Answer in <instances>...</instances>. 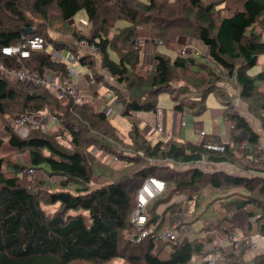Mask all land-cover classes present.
Segmentation results:
<instances>
[{"label":"trees","instance_id":"trees-1","mask_svg":"<svg viewBox=\"0 0 264 264\" xmlns=\"http://www.w3.org/2000/svg\"><path fill=\"white\" fill-rule=\"evenodd\" d=\"M81 11L92 24L91 34L74 39L95 44L96 50L75 57L89 70L94 85L108 84L101 72L115 80L116 86L109 87L125 116L154 114L163 93L179 102L175 111L183 115L189 109L200 116L207 110L208 95L216 92L230 125L229 141L206 135L198 143L172 138L153 143L135 124L128 140L104 111L90 104L81 105L71 97L62 100L46 87L19 79L12 84V74L22 69L39 77L48 72L68 77L70 64L54 56L66 49L74 55L79 41L55 40L45 34L44 25L33 32L34 20L52 21L56 13L58 20L69 22ZM119 21L129 25L119 29ZM260 22L262 31L248 34ZM263 31L264 0H0V116L11 115L17 122L26 115L48 113L61 124L54 134L40 127L25 137L10 125L6 128L10 147L28 154L30 162L0 159V264H106L117 258L127 264H207L219 253L226 264H264V250L245 259L249 240L240 242L234 253L224 251L233 239L232 217L240 210L258 217L256 236L264 239V90L258 86L264 72L249 75L264 55ZM36 36L44 37L52 49L33 51L21 61L2 53L4 47ZM188 40L203 44L208 63L194 55L172 59L155 50L151 74L137 72L143 66L145 42L154 49L162 45L178 52L174 47L184 49ZM178 71L204 72L210 81L177 84ZM223 82L234 86L248 103L245 115L234 100L226 101L219 85ZM248 111L260 122L261 132L246 117ZM67 133L70 147L59 142ZM207 143L225 149L208 150ZM3 144L0 138V147ZM99 153L112 156L114 162H99ZM203 163L220 167L205 171ZM29 169L39 171L41 180H24ZM151 177L165 181L166 189L147 209L151 236L137 244L132 218L138 192ZM184 195L183 202L175 200ZM203 206L205 217L214 220L212 227L192 239L169 240V250H158L154 234L169 227L180 231L184 213L190 222L201 221ZM209 246L214 247L212 252Z\"/></svg>","mask_w":264,"mask_h":264},{"label":"rangeland","instance_id":"rangeland-1","mask_svg":"<svg viewBox=\"0 0 264 264\" xmlns=\"http://www.w3.org/2000/svg\"><path fill=\"white\" fill-rule=\"evenodd\" d=\"M143 2H147L148 0H140ZM55 13V12H53ZM52 21H48L45 22V20L40 19V18H35V26L33 29V32L40 28V25H44L45 30V34L47 32V35L52 37L55 40H62V41H71V42H78L80 40H75L74 39V35H77L75 38H79L80 36H85V37H89L91 34V29H92V24L90 23V25L85 26V24H89L88 23V19H87V14L85 11H81L79 12L74 19H72L69 22H62L60 20H58V16L55 13L54 18H51ZM129 24L126 21H119L117 24V28H125L127 27ZM262 23L260 22L258 25H255L254 27L250 28L248 30V34L251 33H260L262 31ZM26 33H29V31H25ZM263 39H264V31H263ZM143 40V39H142ZM48 42V41H47ZM73 47H76L75 43H71ZM149 44V42H145L144 47H146ZM53 45V44H52ZM187 46V44H185V47ZM149 49L153 50L154 47L149 44ZM161 48V53L169 56L172 59L176 58L177 52H175L174 49H169L171 51H167L165 48L160 47ZM174 48L178 49V53L181 54L182 49L179 46H175ZM180 48V49H179ZM48 49L51 50L52 46H48ZM173 50V51H172ZM68 49L63 50V52L61 53L62 56L69 54ZM72 52V51H70ZM150 54V53H149ZM187 54L189 56H191L190 52H187ZM86 55L85 49H82L80 47H76V50H74V56H77L78 58H81L83 56ZM154 55V54H153ZM195 58H197L199 61L205 62L207 60V56H206V52L202 51L201 55H196L194 53ZM111 57L114 60H117V57L114 53H111ZM208 63V62H205ZM76 66V69L78 71L79 74H81L83 80L85 81L86 84H94L92 83L91 79L88 77V75L91 77L90 72L88 73V75L86 74L87 71L84 67H82L80 64H74ZM155 64H153L152 68L149 69V72L147 71H143L142 67H139L137 72L141 75H145L146 77L148 75L151 74V72L154 70ZM264 72V55H261L259 57V62L258 64L252 68L251 70H249V75L252 77H255L257 75H259L260 73ZM101 74L105 77V75H107L105 72H101ZM109 76V75H108ZM110 77V76H109ZM189 79H192L194 81H198L199 84H201L202 82H208L210 81L208 75L204 72H198L197 74H195L194 72H190V73H184L181 71H178L175 77V80H177V84H180L179 81L184 82V83H188ZM108 80V79H107ZM261 82V81H258ZM12 84H16L17 83V79H13L11 80ZM109 85L112 86H116V82L115 80L108 81V84L106 82H101L98 85V88L100 89L98 92V95L96 96L95 94L90 98V105L95 107L97 110L100 107V103L103 102L102 109L103 110H108L111 111L110 115H111V121L112 123L123 133L127 136V138L129 139V132L132 129L133 125H137L139 130L145 135L147 136L149 139H151L154 142H157L158 140H162L165 139L167 140L168 138L164 137V135L159 134L155 129L154 126H151L150 124L145 123L144 121L141 122H136V119L138 120V115L137 113H135V116H125L124 115V106L121 104H118V99L116 97V92L109 87ZM220 87L225 91L227 97L225 98L226 101L228 100H234V104L236 106V109H240V113L245 115V111L248 108V103L243 101L241 98H239V91L232 85L227 84V82H223L219 84ZM260 87L261 90H264V82L259 83L258 85ZM95 85H92L90 87H88V90L90 92H92L94 90ZM51 92V94H55L56 93L52 90H49ZM52 94V95H53ZM218 93H210L205 101V105L207 107V110L205 111V113L203 115L197 116L196 115V111H191L189 109L185 110V113L182 115L180 114V112H177L174 110V108L176 107V104H178L179 102H175L173 100V97L171 94L168 93H163L162 95H160L157 99L158 101V108L159 109H163L166 112V116H167V130H166V134L170 135L169 139L171 138V134L175 133L176 129H178V131L180 132V139L183 141H191L193 143H198L201 142L203 140V137L199 134V131H205L206 135L208 137H212L214 135L220 134L224 137H222L223 140L225 141H229V139L225 138L229 136V128L230 125L228 126V124L223 120L220 119L219 121H217L218 115L220 114V111L223 107L222 104V100L220 101L218 99ZM89 96L92 95L88 94ZM57 96V95H56ZM95 99V100H94ZM98 99V101H97ZM237 100V101H236ZM243 109V111H242ZM47 113V112H46ZM15 114H17V112H15ZM143 114H147V113H143ZM150 115V113H149ZM51 117L48 115V113L46 115L41 114L38 119L35 118V120L37 121L39 127H42L45 129V131H49V133L54 134L55 132H59V128L61 127V124L55 120V123L52 121V125H50L49 127L48 125V117ZM177 117L174 121L173 118ZM249 116L250 119V123L251 125H253L259 132H261V124L260 122L257 123L255 121L254 118H252L251 114L248 111V114H246V117ZM140 117V116H139ZM51 119H53L51 117ZM54 120V119H53ZM180 120H185V125L182 126L180 125ZM197 124V126H196ZM10 125L13 127V129L22 137H25L29 134V132L31 131V129L33 128L30 125H25V126H21L19 124H17V122L15 121V119L13 118V116L8 115V116H0V138L4 139V144L3 146L0 147V159L3 158H9V159H13L15 162H20L22 164H29V156L28 154H17L15 149H12L9 145V137L7 134V126ZM204 125V127H203ZM35 129V128H34ZM202 129V130H201ZM177 135H179V133H176ZM69 141H70V134H66V135H62L61 136V140H59V142L66 146V147H70L69 146ZM98 156L99 158V162H105L106 160H110L111 163L114 162V160H112V156H108L105 155L103 153H99ZM106 159V160H105ZM214 165L208 164V163H203L202 169L205 171L208 170H212ZM39 170V169H38ZM36 170V171H38ZM42 174H40V172L38 171L37 173H35L33 175V177L31 176H26L24 177V180L27 181H40ZM55 181V180H53ZM52 185L54 184L53 182L51 183ZM55 186V184H54ZM41 187V188H40ZM40 189H44L45 187L42 188V185L39 186ZM245 194V193H243ZM215 197V194H214ZM186 199L185 195L184 196H180V197H175V200L177 201H181L183 202ZM56 208L58 206H55ZM56 208H53L52 211L56 210ZM165 207H163L161 209V212L164 211ZM195 210V208H194ZM205 210H206V206H203L200 209L199 215L202 216L201 221L198 222H190L191 218L189 215H187V213L181 214V220L185 223L182 225L180 231L175 230V227H169L166 228V232L162 233L161 235H167L168 233H173L175 235L174 239H171V241L173 240H177V241H182L183 238H187L184 237L183 233L188 232L189 230H191L192 234L189 238L192 239L194 237L197 236V234L202 233V231L205 228H209L212 227L214 220L207 219V216L205 217ZM247 213V212H246ZM179 225V223L177 224V226ZM191 225V227H190ZM191 228V229H190ZM233 228H235V226H233ZM234 231V230H233ZM188 238V239H189ZM245 237L243 236H235V234L233 235V239H230V242L226 245H234V247L238 250L239 246H240V242L247 240L244 239ZM167 241H163L161 243H159L158 246V250H161L163 248L166 247L167 250H169L171 248L170 244L168 246H166V242ZM254 243V242H253ZM225 247V246H224ZM251 245L249 247V249L247 251H249L251 249ZM214 249V247H213ZM212 248H208L209 252L213 251ZM226 252V251H225ZM229 253V252H226ZM220 254V253H219ZM222 256V254H220ZM215 256H213V258H215ZM195 260H198V258H195ZM249 261V260H247ZM75 264H93V263H88V262H77ZM106 264H127V262L125 260L122 259H115L112 260Z\"/></svg>","mask_w":264,"mask_h":264},{"label":"built area","instance_id":"built-area-1","mask_svg":"<svg viewBox=\"0 0 264 264\" xmlns=\"http://www.w3.org/2000/svg\"><path fill=\"white\" fill-rule=\"evenodd\" d=\"M79 47L85 49L86 54L92 53L96 50L95 44L82 40L78 43ZM49 44L47 40L42 36H36L26 42L15 45L7 46L2 49V53L6 56L17 57L19 61L22 59L29 58L33 51H44ZM181 55L186 56L187 52L184 50ZM56 60H61V55L56 54L54 56ZM70 64L69 75L65 78L57 77L53 72H48L44 77H39L35 73H32L26 69L19 70L12 75L22 81L26 85H33L36 87H46L54 91L60 99H68L71 97L76 103L81 105H87L90 102L89 95L86 90L80 87V76L78 71L74 68V64L77 62V58L74 55L69 54L65 59ZM88 95V96H87ZM41 114L26 115L17 121V124L21 126L30 125L35 129L40 128L35 118ZM155 130L160 134L163 132L164 120L163 110L158 109L154 114ZM182 125H185L183 122ZM202 137L206 136L204 131L200 132ZM205 148L213 151H224V146L207 143ZM29 176L35 174L34 169L27 171ZM166 189L165 181L156 177H151L145 180L142 187L138 192L137 198V209L132 218V224L135 230L133 241L134 243L140 244L144 242L152 234V230L147 228L148 216L147 209L149 204L157 197H159ZM156 244L175 238V235L168 233L167 235H155ZM251 247L255 248V244L252 242ZM214 259H210L207 264H214Z\"/></svg>","mask_w":264,"mask_h":264},{"label":"crops","instance_id":"crops-1","mask_svg":"<svg viewBox=\"0 0 264 264\" xmlns=\"http://www.w3.org/2000/svg\"><path fill=\"white\" fill-rule=\"evenodd\" d=\"M87 19H88V17H87ZM84 25L85 26H87L88 24H85L84 23ZM184 44H187V46L184 48V49H186L188 52H190V54L191 55H194V53L196 54V55H201V53H202V51H205L206 52V56L208 57V51H207V49L203 46V44L202 43H199V42H197V41H195V40H188L187 42H185L184 41ZM149 47V45H147L146 47H145V53H144V57H143V66H142V70L143 71H148L149 72V69L150 68H152V66H153V64H155V61H154V57H153V54L156 52L155 50H157V51H161V48L160 47H163L162 45H158L155 49H153V50H151V49H149L148 48ZM163 48H165V47H163ZM166 49V48H165ZM167 50V49H166ZM167 51H170V50H167ZM150 53V54H149ZM161 53V52H160ZM70 54V53H69ZM69 54H66V55H64V56H62V54H61V58L62 59H65ZM177 55H178V52H177ZM176 55V56H177ZM75 64H78V63H75ZM74 66V68L76 69V66L75 65H73ZM85 68V67H84ZM86 69V71H87V75H88V73H89V70L87 69V68H85ZM77 70V69H76ZM107 74V73H106ZM79 76H80V80H82L81 81V83H82V85H84V83H85V81L83 80V78H82V76H81V74H79ZM105 77L109 80V81H111V78L108 76V74L107 75H105ZM80 87L82 88V89H84V90H86L87 91V93L88 94H91L92 93V95L91 96H89V98H91L94 94L97 96L98 95V92H99V88H98V86H96L95 85V87H94V90L92 91V92H90L89 90H88V84H86L85 83V87L83 88L82 86H81V84H80ZM88 96V95H87ZM116 97H117V95H116ZM118 99V98H117ZM218 99L221 101V99L218 97ZM95 100V99H94ZM97 101H98V99H97ZM237 101V100H236ZM91 102V101H90ZM89 102V103H90ZM118 104H120V102H119V100H118ZM223 104V103H222ZM102 106H104L103 105V102H101L100 103V107L98 108V111H104L108 116H109V118H110V121H111V115H110V112L111 111H108V110H103L102 109ZM95 108V107H94ZM96 109V108H95ZM97 110V109H96ZM163 110V109H162ZM223 110H224V106L222 107V109H221V111H220V114L218 115V118H217V121H219L220 119H223L224 120V117H223ZM112 113V112H111ZM137 114H139L138 115V120L136 119V122H141V121H144L145 123H147V124H150L151 126H154V129H155V120H154V115L153 114H151L150 113V115L148 114H141V113H137ZM131 116H135V113L134 114H132ZM140 116V117H139ZM45 117H48V116H45ZM49 119H48V127L50 126V125H52L53 123H52V121L55 123V120H53V119H51V117H48ZM177 117H175L174 116V118H173V121L176 119ZM163 120H164V127H163V132L162 133H160V134H162V135H164V137H166V138H168L169 139V136L170 135H168V134H166V130H167V116H166V112H165V110H163ZM250 120V119H249ZM225 121V120H224ZM183 122H185V120H180V125H182V123ZM227 124H228V126H229V123L227 122V121H225ZM111 123H112V121H111ZM112 125H114L113 123H112ZM115 126V125H114ZM182 126H184V125H182ZM196 126H197V124H196ZM116 127V126H115ZM203 127H204V125H203ZM117 128V127H116ZM118 129V128H117ZM202 130V129H201ZM118 131L122 134V135H124V136H126L125 134H123L119 129H118ZM131 131V130H130ZM200 132L201 131H199V134H200ZM205 132V131H204ZM176 133H179V135H177ZM181 135H180V132L178 131V129H176V131H175V133H172L171 134V138L172 139H179V140H181L179 137H180ZM217 136H219L221 139H222V137H224V136H222V135H220V134H217ZM127 137V136H126ZM229 137H230V131H229V136L228 137H225V138H227V139H229ZM170 138V139H171ZM167 139V140H168ZM9 140V139H8ZM129 140V139H128ZM165 140V139H164ZM5 142V141H4ZM3 146V145H2ZM220 166H218V165H216V166H213V168H212V170H208V171H214V170H216V168H219ZM257 218L258 217H249L248 215H247V213H246V211H244V210H240V211H238V212H236L234 215H233V217H232V220L234 221V224H235V228H233V235L235 234V236H243V237H245L244 239H247V240H249L250 241V243L251 242H254V244H255V248H251L249 251H247L246 252V255H245V259L246 260H251V259H253V258H255L258 254H260L261 253V251H263L264 250V239H260L259 237H257L256 236V233H257V225H256V220H257ZM195 223V222H194ZM190 227H191V225H190ZM191 229V228H190ZM192 233H194V232H192L191 230H189L188 232H185V233H183V235H184V237H187V238H189L191 235H194V234H192ZM235 247H234V245H231V244H229V245H225V247H224V251H226V252H229V253H234V251H235ZM214 259V264H226L225 263V260H224V257L223 256H221L220 254H217L216 255V257L215 258H213Z\"/></svg>","mask_w":264,"mask_h":264}]
</instances>
